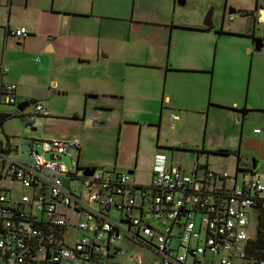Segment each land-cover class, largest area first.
Here are the masks:
<instances>
[{
  "label": "crops",
  "instance_id": "obj_1",
  "mask_svg": "<svg viewBox=\"0 0 264 264\" xmlns=\"http://www.w3.org/2000/svg\"><path fill=\"white\" fill-rule=\"evenodd\" d=\"M159 1L152 4L150 0H132L136 19L122 18V23L111 24L110 16L117 14L110 11H116L117 0H0V101L2 87L15 83V99L19 94L25 100L41 102L50 114H38L28 123H41L58 138L77 137L80 148L71 150L76 151L77 158H72L79 168L105 166L120 170L119 166L124 171L132 170L131 174L145 168L146 162L131 160L120 138L123 119L141 118L144 123L157 125V136L149 148L151 163H147L151 176L155 153H164L167 159V150L190 152L196 159L201 153L207 157L233 154L236 180L240 171L247 174L243 179L255 176L252 162L258 167L259 161L253 156L251 164H240L239 160L248 153L256 157L262 154L264 135L253 132V128L264 125V43L255 47L259 37L264 39V0H230L234 7H228L227 12H237L247 20L243 26V20L228 16L236 27L227 30L222 20L217 28L213 13L201 20L206 7L215 5V0H204V8L197 9L193 16L181 8L186 0ZM19 26L26 27V35L16 37L9 32ZM186 35L195 38L198 46L186 44ZM222 35L244 38L234 43L232 55L237 71L248 66L245 92L241 74L229 90H224L218 79ZM16 52L33 60L39 55L36 65L43 75L23 73L12 81L5 80L8 70L20 65L13 54ZM225 75L233 74L226 70ZM156 113L158 118L153 116ZM212 120L232 127L220 140L210 139L206 145L207 127ZM202 122L200 139L194 133ZM163 126L166 134L159 141ZM103 127H107L106 133L91 134V129ZM4 135L5 142L0 140L15 158H25L36 138L27 135L26 147L17 156L12 153L18 152L16 140L9 133ZM92 141L96 145L90 144ZM141 141L138 139L135 145L137 155L147 151ZM87 147L101 148L103 153L80 157Z\"/></svg>",
  "mask_w": 264,
  "mask_h": 264
},
{
  "label": "built area",
  "instance_id": "obj_2",
  "mask_svg": "<svg viewBox=\"0 0 264 264\" xmlns=\"http://www.w3.org/2000/svg\"><path fill=\"white\" fill-rule=\"evenodd\" d=\"M15 89L2 87L7 103ZM30 105L20 111L27 122L50 114L41 102ZM253 132L264 135V125ZM80 145L77 137L34 138L27 156L15 158L0 140V264H264L252 243L264 217L259 177L238 183L205 162L185 174L158 152L141 184L128 171L79 168L70 150Z\"/></svg>",
  "mask_w": 264,
  "mask_h": 264
},
{
  "label": "rangeland",
  "instance_id": "obj_3",
  "mask_svg": "<svg viewBox=\"0 0 264 264\" xmlns=\"http://www.w3.org/2000/svg\"><path fill=\"white\" fill-rule=\"evenodd\" d=\"M153 1L155 0H150V3L153 4ZM162 0H160L159 2L161 3ZM216 4H210L206 7V11L202 17V21L204 20V18L207 16L208 13H210V15L213 13V18L215 21V25L217 26V28H220L221 26V20H222V27L224 28V30H227L229 28H234L236 27V23H233L234 21L232 20H228V16H234L239 20H243V26L246 25V20L247 17L244 15H240L237 12L234 13H228L227 12V8L228 7H234L233 4L229 3L230 0H215ZM118 5L116 6V11H110L113 14H117V15H112L110 16V21L111 24H118V23H122V18H133L136 19L135 15H137V13L133 12V6H132V0H129V2H126V0H117ZM205 5V1L204 0H186V3L181 5V8L183 10L188 11V14H190L191 16H193L197 9L200 10V8H204ZM226 6V9L224 10ZM170 9H167V11ZM225 11V14H224ZM169 12V11H168ZM14 13H16V11H14ZM167 14V13H166ZM187 14V13H186ZM185 14V15H186ZM187 14V15H188ZM224 16V18H223ZM154 19L158 17H153ZM192 35V34H191ZM244 39L243 37H238V36H234V35H222L220 37V41L222 43V65H220L222 67V69L220 70V76H218V79L220 80L221 84H222V88L224 90H229V89H233L234 88V83L232 81H236L238 79L237 75L242 76V82H243V90L245 92V90H248V79H249V69L248 66H245V68L242 71H237V67L235 65V63L233 62V48H234V43L237 40H241ZM184 40H186V44L190 43L192 44L193 47L198 46V41H196L195 38L190 37L188 35H186V38H184ZM3 48V44L0 41V55H1V50ZM14 55H17V57L15 58V60L20 62V65L18 67H12L10 69V71L8 70V72L3 76V78L5 80L8 81H12V78H16L18 76H21L23 73L26 74H33L35 76H41L43 75V71L39 68H37L36 62L39 60V55L33 58H30L29 55L24 54V53H13ZM7 55H9V53H7ZM226 56V58H225ZM229 58H232V60L230 61ZM227 59V61H226ZM226 61V62H225ZM228 70L231 74L227 77V75L224 76L225 71ZM47 77H49V73H45ZM44 74V75H45ZM226 77H227V81H226ZM227 82H231V83H227ZM70 97H74V96H70ZM2 101L0 102V108L3 110H8L9 112L13 113L12 116H10L6 122L0 126V139H2L5 142V133H9L11 135V138L15 139L16 143L18 144V152H15L14 150L12 151V153L14 155L17 156H21V152L22 150L26 147V141H25V137L27 135H31L34 136L36 138H50V137H55L53 134H51L50 132H48L46 129H44V126L41 123H38L37 125L29 124L28 122L25 124L24 121L22 120V118L20 117V115L18 114V108H17V104L22 101L25 100V97H23L22 95H17L16 96V101L15 103H7L5 96H2ZM32 109L31 105H28L25 107L24 112L29 111ZM221 111V110H219ZM159 113V112H158ZM158 113L153 114L154 118H158ZM189 114V112H188ZM198 115V114H197ZM192 116L195 117V114H192ZM38 118H40L38 116ZM199 119H202V117H199ZM102 120V119H100ZM139 121H136L134 119H123L122 121V127L123 130L120 133V138H122V143L124 144L125 148L129 151V156L131 158V160H134L137 158L138 162H146L145 164V168H141L139 169V171L137 169H135L134 173L130 174L131 178H134L135 182L137 183H141V184H148L150 182V177H151V173L149 172V167L147 165L151 163V159H152V153H150L149 148L151 146V143L153 142V138L155 139L157 136V125H150L147 123H144V120L139 118ZM185 120V119H184ZM165 121L166 123H168V118L167 115L165 117ZM156 124V123H155ZM102 126V125H101ZM31 127H35V129H32ZM98 127V126H96ZM203 127H204V123H201V126L197 125L198 131L197 129L195 130V136L200 137L202 136V132H203ZM232 127V124L230 125H226L223 126L222 122L218 121V120H212L211 123H209V128L207 127V143L206 145H209L210 139L216 141V140H220L221 137L223 136V132L227 133V130ZM93 132H91V134H94V132H102V133H106L108 131L107 127H103L102 130L99 129H91ZM125 131V133H124ZM183 132V130L181 131ZM166 134V129L163 126V130L160 132V139L161 140L162 136H165ZM183 135V134H182ZM138 139H142L141 141V146H145L143 148L147 147V151H143V153H140L137 155L136 151H135V145L137 143ZM93 142V141H92ZM224 142L226 143V136L224 137ZM90 144H95L90 143ZM261 157L260 155L258 157L254 156V155H250V153L247 154V157H243L240 158L239 163L240 164H245L246 162H248L249 164H251V158L253 156L254 159L259 161V165H258V161H257V165L255 168V176H260V179L264 182V141L261 143ZM96 145V144H95ZM178 146V145H175ZM181 145H179L180 147ZM164 151V150H163ZM103 153L101 148L100 149H95L93 150L92 147H87V149H83L80 157L83 156V154L87 155L88 157H92V155H98ZM167 154V162L168 163H172V164H180L183 172L185 174H190L192 167L194 165L195 162L201 163V162H205L207 160V167L210 170H221V171H227L229 173L230 176H233L234 172H235V167L234 164L236 162V156H234L233 154H229V155H225V156H221V155H213V154H209L208 157L205 154L199 155V157H195V155L193 153L190 152H182V151H170L167 150L165 152ZM243 153H247L245 152V149H243ZM71 154L72 156L76 159L77 158V154L75 150H71ZM138 156V157H137ZM247 159V160H246ZM81 161V160H80ZM94 164V163H93ZM118 169L120 170H126L123 169L122 167L118 166ZM134 169V168H133ZM138 172L139 175H138ZM80 174V171L78 172V175ZM244 175L241 171L237 173V182L240 183L243 179ZM65 182L70 181L73 186L76 187H81L82 186V182L79 178L76 179H72L69 180L68 177H64ZM15 191V190H13ZM17 192V191H15ZM14 195H17L16 193H14ZM137 210L134 209V213H136ZM255 223H256V218L253 215L252 217V221H251V225L253 228H251V226H249V232L251 234H255ZM126 247H128L127 244H125ZM133 250H141V248L139 246H136V248H133Z\"/></svg>",
  "mask_w": 264,
  "mask_h": 264
},
{
  "label": "trees",
  "instance_id": "obj_4",
  "mask_svg": "<svg viewBox=\"0 0 264 264\" xmlns=\"http://www.w3.org/2000/svg\"><path fill=\"white\" fill-rule=\"evenodd\" d=\"M242 12L248 13L249 11H242ZM12 115L13 113L9 112L8 110H3L0 108V126H2L3 123ZM17 115H20L21 117L20 111H18ZM252 243L254 249L253 252L254 256L264 255V217L263 216L259 218V224L256 231V236L252 240Z\"/></svg>",
  "mask_w": 264,
  "mask_h": 264
},
{
  "label": "water",
  "instance_id": "obj_5",
  "mask_svg": "<svg viewBox=\"0 0 264 264\" xmlns=\"http://www.w3.org/2000/svg\"><path fill=\"white\" fill-rule=\"evenodd\" d=\"M204 24L209 25L208 22H204ZM263 43H264V39H262V38L259 37V38L256 40V45H255V47H256V48H259ZM33 102H35V100H23V101H20V102L17 104V108H18L19 111H21V110H23L26 106H28L29 104H31V103H33ZM252 163H253L254 167H256V164L254 163V161H253ZM91 171H92V170L89 169V172H91ZM84 172L87 173L88 170H84ZM128 172L131 173L132 170H129Z\"/></svg>",
  "mask_w": 264,
  "mask_h": 264
}]
</instances>
